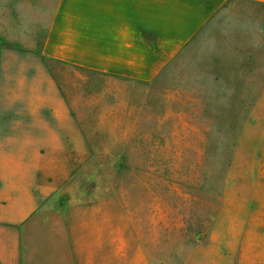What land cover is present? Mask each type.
I'll return each mask as SVG.
<instances>
[{
	"label": "rangeland",
	"instance_id": "1",
	"mask_svg": "<svg viewBox=\"0 0 264 264\" xmlns=\"http://www.w3.org/2000/svg\"><path fill=\"white\" fill-rule=\"evenodd\" d=\"M56 4L0 0L13 44L6 68L12 78L50 74L73 109L69 149L86 156L60 160L55 175L92 263H264V214L250 205L264 129V5L228 0L142 82L16 47L21 36L34 47Z\"/></svg>",
	"mask_w": 264,
	"mask_h": 264
},
{
	"label": "crops",
	"instance_id": "2",
	"mask_svg": "<svg viewBox=\"0 0 264 264\" xmlns=\"http://www.w3.org/2000/svg\"><path fill=\"white\" fill-rule=\"evenodd\" d=\"M227 1L57 0L34 47L27 48L24 36L14 45L41 62L151 82ZM10 32V23H0V264H93L85 230L76 233L75 201L61 197L55 175L60 160L86 156L85 150L69 149L73 109L41 69L29 78L11 77L4 53L13 47ZM250 205L264 214V129ZM80 217L84 229L87 216Z\"/></svg>",
	"mask_w": 264,
	"mask_h": 264
}]
</instances>
